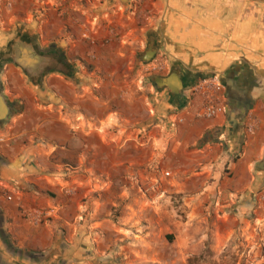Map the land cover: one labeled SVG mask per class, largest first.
<instances>
[{
  "label": "crops",
  "instance_id": "1",
  "mask_svg": "<svg viewBox=\"0 0 264 264\" xmlns=\"http://www.w3.org/2000/svg\"><path fill=\"white\" fill-rule=\"evenodd\" d=\"M179 1L166 5L169 62L145 85L156 67L137 63L144 26L118 1L111 10L98 0H0V55L19 38L53 64L64 60L74 78L53 71L36 86L2 64L13 112L0 124V264H123L124 251L158 254L169 245L151 235L170 232L177 202L264 228V0ZM175 60L187 71L180 107L161 103L168 89L153 81ZM208 72L224 109L228 95L243 118L198 116L207 97L189 89ZM246 88L250 98L238 94ZM161 105L173 110L164 123ZM214 129L223 141L207 139ZM36 212L45 214L38 224Z\"/></svg>",
  "mask_w": 264,
  "mask_h": 264
},
{
  "label": "rangeland",
  "instance_id": "2",
  "mask_svg": "<svg viewBox=\"0 0 264 264\" xmlns=\"http://www.w3.org/2000/svg\"><path fill=\"white\" fill-rule=\"evenodd\" d=\"M240 1L263 2V0ZM167 2L168 0H128V4L123 6L138 22L143 23L144 31L140 36L141 40L145 43L149 37L155 38L153 42L157 56L155 61L149 65L153 63L156 70L145 72V85L149 84L152 77L163 72L159 66L160 62H169V59H165L167 55L164 45L166 36L163 34ZM199 2L202 3L201 0H180L178 3L195 6ZM98 3L104 6L109 5L111 10L115 9L110 7L112 5L119 7L117 1L108 3L106 0H98ZM156 5L159 6V12L155 9ZM13 34L15 33L8 35L9 40L13 38ZM171 62L170 68L179 67L185 75L187 74L184 62L177 60ZM144 66L147 67V65ZM204 74L202 77L213 75L209 72ZM70 80L74 78L71 77ZM171 102L172 100L166 97L161 103L169 105ZM170 109H167V106H159L158 121L164 123L168 120ZM170 113H173V110ZM172 206L174 213H172L173 219L170 218V232H166V229L161 227L156 228L154 234L151 235L154 243L160 244L163 241L169 246L165 245L158 254L148 251H124L123 264H264V228L258 229L257 226L253 227L248 223L238 224L224 220L220 218V213L218 214L213 206L207 214L202 215L191 213L189 207L181 202L174 203ZM120 223L123 228L129 227L128 222Z\"/></svg>",
  "mask_w": 264,
  "mask_h": 264
},
{
  "label": "water",
  "instance_id": "3",
  "mask_svg": "<svg viewBox=\"0 0 264 264\" xmlns=\"http://www.w3.org/2000/svg\"><path fill=\"white\" fill-rule=\"evenodd\" d=\"M108 3L114 0H106ZM122 6L128 4V0H117ZM18 37V36H17ZM153 39L148 38L145 46V50L139 56H137V61L143 65H149L153 59L156 57V48L153 44ZM20 43V44H19ZM19 38H15L10 41L7 46V51L0 55V71L2 64L4 62H11L17 66L26 77L33 82V85H38L42 79L52 73L53 71L59 72L66 78L70 79L73 75V69L68 66V64L63 60L61 63L53 64L49 61L47 54L39 51L33 44H22ZM180 68L175 67L165 78H154L153 81L162 85V87L167 88L170 99L178 102L179 107L183 104L182 93L184 90V83L182 82V77L180 75ZM72 75V76H71ZM227 103L225 110L229 115L238 112L237 118H243L245 115V110L237 107L235 101L230 100L228 95H226ZM12 106L8 103L7 99L2 93L0 87V124L4 125L8 122L12 115ZM223 135V129H214L207 135V139L211 141H216L219 137ZM260 168L264 172V155L263 160L260 163Z\"/></svg>",
  "mask_w": 264,
  "mask_h": 264
},
{
  "label": "built area",
  "instance_id": "4",
  "mask_svg": "<svg viewBox=\"0 0 264 264\" xmlns=\"http://www.w3.org/2000/svg\"><path fill=\"white\" fill-rule=\"evenodd\" d=\"M212 92L210 93L209 91ZM221 87L219 84L218 76L211 75L207 78L201 79L197 84H195L191 89H189V97L195 95L196 93H204L207 97L206 103L198 112V116L202 118H213L217 115L224 113V106L221 104L219 99V93ZM223 141V139H221ZM10 197H7V200L10 201ZM33 223H40L42 218L45 217L43 212H36L29 215Z\"/></svg>",
  "mask_w": 264,
  "mask_h": 264
},
{
  "label": "flooded vegetation",
  "instance_id": "5",
  "mask_svg": "<svg viewBox=\"0 0 264 264\" xmlns=\"http://www.w3.org/2000/svg\"><path fill=\"white\" fill-rule=\"evenodd\" d=\"M232 74H233V71H230ZM235 77L237 78V84H240V82H241V80H240V77H238L236 74H235ZM243 82V81H242ZM241 82V83H242ZM248 82V81H247ZM246 85V84H245ZM245 85L243 84V87H245ZM248 88V87H247ZM246 88V91H244V92H239L238 94H241L242 96L243 95H246V96H248L249 98H250V92H249V89H247ZM243 104H241V109L242 110H245V107L244 106H242Z\"/></svg>",
  "mask_w": 264,
  "mask_h": 264
},
{
  "label": "trees",
  "instance_id": "6",
  "mask_svg": "<svg viewBox=\"0 0 264 264\" xmlns=\"http://www.w3.org/2000/svg\"><path fill=\"white\" fill-rule=\"evenodd\" d=\"M201 78H205V77H201ZM183 104H184V102H183ZM183 104L181 106H183Z\"/></svg>",
  "mask_w": 264,
  "mask_h": 264
},
{
  "label": "bare ground",
  "instance_id": "7",
  "mask_svg": "<svg viewBox=\"0 0 264 264\" xmlns=\"http://www.w3.org/2000/svg\"><path fill=\"white\" fill-rule=\"evenodd\" d=\"M150 39H152V37H149Z\"/></svg>",
  "mask_w": 264,
  "mask_h": 264
}]
</instances>
